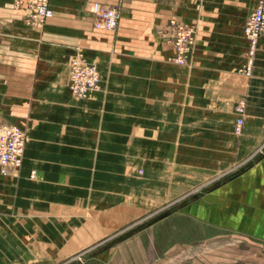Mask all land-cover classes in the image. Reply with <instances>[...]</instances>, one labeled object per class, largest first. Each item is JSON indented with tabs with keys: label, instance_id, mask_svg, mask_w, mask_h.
Masks as SVG:
<instances>
[{
	"label": "crops",
	"instance_id": "crops-1",
	"mask_svg": "<svg viewBox=\"0 0 264 264\" xmlns=\"http://www.w3.org/2000/svg\"><path fill=\"white\" fill-rule=\"evenodd\" d=\"M92 1L116 8L114 30L92 27ZM28 2L0 0V124L23 129L30 89L36 97L35 147L25 143L18 171L0 174V264L41 262L48 247L43 235L59 225L54 216L75 214L54 192L51 202L45 199L43 186L35 192L36 208L10 209L17 189L92 183L94 159L104 168L93 175L98 182L123 183L124 151L137 153L134 164L145 158L150 177L174 154L181 171L194 169L203 183L217 178L182 210L264 242V37L249 74L240 71L247 46L242 27L256 0H49L51 15L30 25ZM171 18L195 26L185 64L168 61L174 51L162 34ZM77 53L94 63L101 81L71 100L67 70ZM238 105L242 125L235 134Z\"/></svg>",
	"mask_w": 264,
	"mask_h": 264
},
{
	"label": "rangeland",
	"instance_id": "rangeland-1",
	"mask_svg": "<svg viewBox=\"0 0 264 264\" xmlns=\"http://www.w3.org/2000/svg\"><path fill=\"white\" fill-rule=\"evenodd\" d=\"M186 24L193 29L194 38L183 64L187 63L195 41V26ZM174 55L175 51L168 61L175 63ZM75 56L85 59L80 53ZM106 77L111 78L109 73ZM99 79L101 81V76ZM31 91L26 98L28 102L24 101L29 109L25 106L28 111L23 113V129L26 145L33 148L36 97ZM67 95L71 100L81 99L70 93ZM136 156L133 151L123 152V183L98 182L99 176L96 180L93 175L102 173L104 168L94 159L88 163L92 183L37 185L32 182L29 189H17L12 194L10 204L6 205L10 209L17 204L22 208H36L39 202L34 198L35 192L41 186L48 190L45 199L49 202L54 192L58 204H64L58 201L60 197L65 204L74 206V215L54 216L59 225L53 234H46L50 231L45 225L46 235L42 241L48 247L41 253L42 261L32 264H264V242L213 228L182 210L186 201H191L203 188L212 186L217 178L203 183L194 169L181 171L174 166L178 163L174 154L172 163L150 177L142 165L145 158L140 164L137 161L134 164ZM31 172L32 176L34 171ZM50 173L51 168L44 171L45 176ZM224 177L226 174L219 179ZM37 178L38 174L33 181H38ZM47 218L50 223L52 219Z\"/></svg>",
	"mask_w": 264,
	"mask_h": 264
},
{
	"label": "built area",
	"instance_id": "built-area-1",
	"mask_svg": "<svg viewBox=\"0 0 264 264\" xmlns=\"http://www.w3.org/2000/svg\"><path fill=\"white\" fill-rule=\"evenodd\" d=\"M49 0H29L27 3L30 12L25 18L27 24H42L51 15ZM19 3V0H16ZM91 24L95 29L112 31L117 25L118 12L116 8L92 1L88 4ZM242 33L246 39L244 63L240 71L248 75L257 49V41L264 37V0H256L251 11L246 16ZM163 37L168 41L175 55L172 58L177 64H183L184 58L190 48L194 33L185 22L171 18L163 30ZM99 75L96 67L81 56H75L68 63L67 89L71 95L82 98L90 91L97 89ZM236 118L233 131L240 132L242 124V107L235 109ZM26 142L25 130L12 123L0 124V174L6 175L18 171ZM32 172L30 173V175Z\"/></svg>",
	"mask_w": 264,
	"mask_h": 264
}]
</instances>
